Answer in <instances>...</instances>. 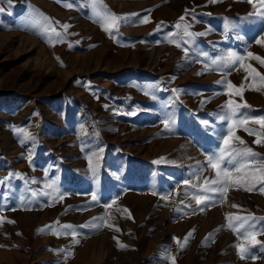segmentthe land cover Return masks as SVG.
<instances>
[{
    "label": "rangeland",
    "instance_id": "rangeland-1",
    "mask_svg": "<svg viewBox=\"0 0 264 264\" xmlns=\"http://www.w3.org/2000/svg\"><path fill=\"white\" fill-rule=\"evenodd\" d=\"M87 2L76 0L69 9L58 0H0V181L20 174L0 183V264H171L165 250L175 264H264L260 245L251 246L256 259H240L233 245L249 242L226 221L227 214L264 217V194L233 186L223 202L193 213L195 202L185 198L183 185L187 178L202 184L215 175L206 157L218 152L226 134L219 115L229 98L249 105L241 111L264 116V89L255 90L260 85L251 73L239 63L232 69L211 64L229 50L264 58V45L254 40L264 36V24L244 19L252 11L247 0H102L117 15L140 14L136 23L121 24L116 43L89 7L78 6ZM186 9L188 31L207 32L194 45L175 35L183 33V24L175 25ZM33 10L59 22L54 26L64 42L50 46L28 26ZM145 15L149 22L139 23ZM226 21L237 25L227 34ZM244 64L264 75L258 61L246 58ZM229 81L244 83L243 98L227 95ZM14 128L34 139L22 145L23 133ZM236 135L264 157L255 135L240 127ZM93 153H100L93 157L96 181L88 161ZM200 166L197 181L192 173ZM101 215L111 218V228H78ZM64 224L83 233L78 244L60 231ZM190 231L179 249L174 238L184 243ZM257 239L264 243V234Z\"/></svg>",
    "mask_w": 264,
    "mask_h": 264
},
{
    "label": "snow or ice",
    "instance_id": "snow-or-ice-1",
    "mask_svg": "<svg viewBox=\"0 0 264 264\" xmlns=\"http://www.w3.org/2000/svg\"><path fill=\"white\" fill-rule=\"evenodd\" d=\"M58 2L62 3L66 8H73L76 0H72V2H64V0H58ZM210 3H215L217 0H209ZM8 3L11 4V0H8ZM247 3L251 6L252 11L244 17L245 20L249 19H258L264 24V0H247ZM79 7H89L91 9V14L96 18V22H98L106 33H109L110 38L113 39L116 43H120L118 39V29L121 24H134L137 21L133 19V17H140L139 13L133 14H124L117 15L110 11L107 6H105L102 0H88L87 4H78ZM3 9H0L2 11ZM194 9L192 12L194 13ZM189 15V10L186 9L184 15L180 16L178 21L176 22L175 27L177 29L181 28L183 24V33L180 32L175 33L181 40H184L186 44L194 45L195 38L200 36L207 35V32H190L188 29L191 27L190 24L185 23V17ZM192 19L195 20V16H192ZM149 22L148 15L143 16L139 19V23H147ZM59 22H54L48 16L43 13H36L35 10L31 12L27 18V24L31 28H34L38 31L41 37L44 39V42L49 44L50 46L55 43L64 42V33L57 30L54 24H58ZM163 26V22L156 26V30L159 31ZM65 32L69 28L67 23H64L61 26ZM237 25L231 24L229 22H225L224 31L225 34L228 33L230 29H235ZM261 31H264V27H262ZM173 34H169L167 39L169 42L172 41ZM187 37L188 39H185ZM238 39H242L241 37H237ZM255 44L264 45V36H260V38H254ZM94 46V45H93ZM176 46L179 48L180 43H177ZM68 47L71 49L73 45L69 43ZM187 55V50H185ZM204 56H207V53H203ZM248 58L251 60L258 61L260 65H264V58H261L259 55L253 54L251 51H248L245 55L238 54L235 51L229 50L223 56L212 59L211 64L217 66L227 67L232 69L234 65L239 63L240 67H243L245 72H249L252 75V79L254 81L258 80L259 87H257L256 91H261L264 89V75L258 72L255 68H253L250 64L245 65L244 60ZM199 74V73H198ZM247 80V77H245ZM217 83H224L223 80L217 81ZM245 85L242 83L239 87H235L230 81L227 83L228 92L227 95L231 97L233 94L242 96V90ZM174 92H178L179 90H173ZM146 95H151L150 92H146ZM225 111L223 114L219 115V120L227 123L226 134L222 135V143L219 145L218 152H214L206 157L207 166L212 169L215 175L211 178H205L202 184L194 183L191 178L184 179L183 185L185 186V198L190 196L191 201L195 202L196 208H192V212L194 213L197 209L199 211H204L205 208L211 206V204L219 199L220 202H223V198L228 192L230 187H240L247 192L259 191L261 194H264V157H262L258 152L254 151L251 147H248L245 144V141L241 139V137L236 135V129L238 127L243 128V130L248 133V135H255L256 139L253 141L256 145H264V116H253L250 111L244 112L241 109L249 108L247 103L239 104L234 102L231 98H229L226 104L221 106ZM134 114V113H130ZM203 124L207 125L208 121H202ZM259 125V129L248 126L249 124ZM164 127L167 129L170 127L169 121H164ZM17 133H23V138L20 140L21 144H25L28 140L34 139L31 136V133L27 132L23 129H13ZM234 141L239 142V146L234 145ZM103 151L102 149L100 150ZM100 153H93L88 157L89 168L92 172L93 180L96 181L98 177L97 168L93 164V157H98ZM29 162L32 161L31 153L27 157ZM163 159V158H162ZM154 163H160V161H154ZM204 171L203 166H200L192 175L195 176L198 181ZM47 174V173H46ZM16 176L19 177V173H9V177L4 178L0 183L7 182L11 177ZM55 183V182H53ZM51 186V185H50ZM194 189L195 191H191ZM58 191V189H57ZM155 194V193H154ZM33 195H36L33 193ZM60 199H63V195H61ZM162 200H167L168 195H164L161 197ZM92 202L99 204L100 200L98 194L96 192L92 193L91 196ZM115 203V200L112 201ZM181 203H184L181 201ZM105 209L111 207L110 204H104ZM185 208H191V203H187L184 205ZM232 207H238L237 205H232ZM67 211V210H66ZM124 211H127L125 209ZM177 212L183 211L180 207L176 208ZM130 218V217H129ZM111 218L106 215H101L94 217L93 220L86 222L85 224L79 225V229H89V230H98L105 225L109 228L112 227V224L109 223ZM264 220V217H255L251 214L249 215H234L227 214L226 221L227 227L232 230L238 237L243 236V238L249 242V246L246 247L242 244L233 245L238 250L240 259L244 260L246 258L256 259V253L251 251L252 245H260V252H264V243L257 239V236L260 234H264V226L258 227V221ZM11 222V221H9ZM49 228H55V225L47 226ZM219 230V229H217ZM38 233L43 232L44 229H38ZM61 232L64 234H70L73 237V243L78 244L80 241L76 239L78 235H82L77 231V226H73L71 224L62 225ZM119 231V229H117ZM192 232L190 231L184 237V243H181L180 240L174 238L179 249H184L186 246V242L191 237ZM209 236L205 237V241H207ZM116 240L117 245L119 247H126L122 245L120 241L113 237ZM59 252H64V249L57 250ZM67 255H71V253H67ZM165 260H171V264H175V257L171 256L168 250H165Z\"/></svg>",
    "mask_w": 264,
    "mask_h": 264
}]
</instances>
